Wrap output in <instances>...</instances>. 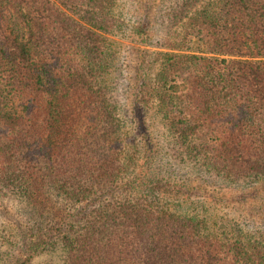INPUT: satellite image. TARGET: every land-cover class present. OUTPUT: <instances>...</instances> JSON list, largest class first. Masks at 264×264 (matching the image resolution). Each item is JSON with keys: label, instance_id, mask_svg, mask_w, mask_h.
I'll return each instance as SVG.
<instances>
[{"label": "trees", "instance_id": "1", "mask_svg": "<svg viewBox=\"0 0 264 264\" xmlns=\"http://www.w3.org/2000/svg\"><path fill=\"white\" fill-rule=\"evenodd\" d=\"M262 180L264 0H0V264H264Z\"/></svg>", "mask_w": 264, "mask_h": 264}, {"label": "rangeland", "instance_id": "2", "mask_svg": "<svg viewBox=\"0 0 264 264\" xmlns=\"http://www.w3.org/2000/svg\"><path fill=\"white\" fill-rule=\"evenodd\" d=\"M134 16H132V18ZM113 38L122 43L121 51L124 58L119 64L120 71L119 74H117L116 81L118 82V86L120 88V96L122 95L123 98L121 99L123 101L122 105L126 110H129L131 100L128 99L127 96L130 92V82L132 83L135 79L138 63L136 48H138L139 43L131 40L130 38ZM200 185L204 186L207 190L206 192L210 194V196L216 197L224 206H228L232 209H234L233 207L237 208V214L240 218L247 216L246 220L249 221L250 226L255 224L264 226V180L260 181L254 187L241 189L215 188L213 186L206 185L204 182H201ZM241 194L250 195L247 202L244 198H240ZM200 196L202 195L200 194ZM1 210L6 213L5 217L10 221L14 220V217L17 215L16 208L9 203L1 207ZM250 212H252L251 215ZM46 260L47 257H44L42 263Z\"/></svg>", "mask_w": 264, "mask_h": 264}]
</instances>
